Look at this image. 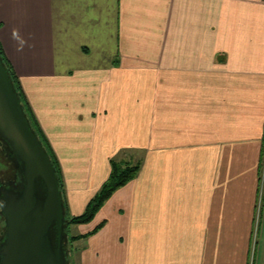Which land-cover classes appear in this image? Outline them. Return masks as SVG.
<instances>
[{
	"label": "crops",
	"instance_id": "obj_1",
	"mask_svg": "<svg viewBox=\"0 0 264 264\" xmlns=\"http://www.w3.org/2000/svg\"><path fill=\"white\" fill-rule=\"evenodd\" d=\"M0 44L70 217L142 162L74 264H264V0H0Z\"/></svg>",
	"mask_w": 264,
	"mask_h": 264
},
{
	"label": "water",
	"instance_id": "obj_2",
	"mask_svg": "<svg viewBox=\"0 0 264 264\" xmlns=\"http://www.w3.org/2000/svg\"><path fill=\"white\" fill-rule=\"evenodd\" d=\"M0 135L20 160L22 191L5 202L2 264H69L68 212L60 177L0 54Z\"/></svg>",
	"mask_w": 264,
	"mask_h": 264
},
{
	"label": "trees",
	"instance_id": "obj_3",
	"mask_svg": "<svg viewBox=\"0 0 264 264\" xmlns=\"http://www.w3.org/2000/svg\"><path fill=\"white\" fill-rule=\"evenodd\" d=\"M0 54H1L5 64L7 65L9 71H10L11 78H12L14 85H15L18 93H19L22 104L26 110V113L28 114V117L32 123V126L34 127L35 131L37 132L38 136L42 140L44 146L46 147L48 153L52 157L53 162L55 163V166L57 168V171H58V174L60 177L61 187H62V191H63V184H62L61 169L59 166V161L56 158L55 154L53 152H51L46 139L42 135V132L39 128L37 120L35 119V117L33 116V114L31 113V111L29 109V105L26 101V97H25V94L22 90L21 84H20L16 74L14 73V71L12 70V68L10 66V64H9L5 54H4V51H3L1 44H0ZM141 165H142L141 161L126 160L123 158L112 159L111 160L112 169H111V173H110L108 179L103 183V185L101 186L98 193L90 200L88 206L86 207L85 212L82 215L73 216V217H70L68 215L69 225H71V224H85V223H89L90 221H92V219L94 218L96 213L113 196V194L118 189L122 188L123 186H125L126 184H128L130 181H132L133 179H135L137 177V175L141 169ZM66 208H67V206H66ZM73 238L75 239V237H73ZM73 238H72V241H73ZM68 258H69V256H68Z\"/></svg>",
	"mask_w": 264,
	"mask_h": 264
},
{
	"label": "flooded vegetation",
	"instance_id": "obj_4",
	"mask_svg": "<svg viewBox=\"0 0 264 264\" xmlns=\"http://www.w3.org/2000/svg\"><path fill=\"white\" fill-rule=\"evenodd\" d=\"M23 184L24 175L20 160L12 147L0 135V264H2V248L8 234L4 202L10 196L20 194Z\"/></svg>",
	"mask_w": 264,
	"mask_h": 264
},
{
	"label": "rangeland",
	"instance_id": "obj_5",
	"mask_svg": "<svg viewBox=\"0 0 264 264\" xmlns=\"http://www.w3.org/2000/svg\"><path fill=\"white\" fill-rule=\"evenodd\" d=\"M263 170H264V161H263ZM65 192H67V188L64 186L63 187V196H64V198H65ZM105 205V204H104ZM103 205V206H104ZM102 206V207H103ZM101 207V208H102ZM86 210V209H85ZM85 210L84 211H82L83 213L85 212ZM77 212H80L81 213V210H78ZM82 213V214H83ZM77 214H79V213H77ZM86 224V223H85ZM78 231V228H77V226H74L73 224L71 225V227H70V225H69V227H68V229H67V232H68V235H67V241L68 242H66V248H67V250H68V254H69V263L70 264H74V259H73V257H74V253H73V241H72V237L70 238V232L71 233H73V234H75L76 232Z\"/></svg>",
	"mask_w": 264,
	"mask_h": 264
}]
</instances>
